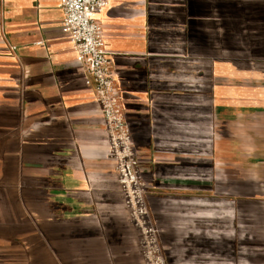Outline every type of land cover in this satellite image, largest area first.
<instances>
[{"label": "crops", "instance_id": "obj_1", "mask_svg": "<svg viewBox=\"0 0 264 264\" xmlns=\"http://www.w3.org/2000/svg\"><path fill=\"white\" fill-rule=\"evenodd\" d=\"M245 6L239 0H108L96 15L159 243V218L173 227L168 211L190 187L178 182L188 167L165 152L178 143L167 130L190 129L183 125L190 93L198 113L209 107L200 91V60L191 64L187 50L222 47L217 28L242 23ZM62 20L57 0H0V264H144L99 105L74 63ZM221 103L214 99L215 124L223 120ZM259 107L256 143L264 150V92L260 105L229 106V121L241 112L257 117ZM247 142L238 135L215 138L213 168L225 159L222 145L234 151L229 162L237 166V146Z\"/></svg>", "mask_w": 264, "mask_h": 264}, {"label": "rangeland", "instance_id": "obj_2", "mask_svg": "<svg viewBox=\"0 0 264 264\" xmlns=\"http://www.w3.org/2000/svg\"><path fill=\"white\" fill-rule=\"evenodd\" d=\"M239 1L246 5L242 10L248 17L245 22L225 23L217 28L214 36L222 47L187 50L191 64L200 60V91L210 108L198 113L197 97L190 93L189 117L183 124L190 129L178 134V130H167L176 134L168 137L178 143L165 152L188 167L189 172L179 176L178 182L190 187L176 195L179 201L168 211L174 216L173 227L165 223V217L159 218L165 264H264V150L256 143L262 138L261 107L257 117L244 118L245 113L241 112L243 116L238 120L234 117V121H229L232 104L248 106L262 102L264 0ZM215 98L226 108L222 110L223 120L217 124ZM177 121L172 120L171 124L177 126ZM237 135L239 140L248 141L237 146V166L229 162L234 151L222 145L225 159L213 168L215 138ZM145 201L150 212L146 185ZM244 237L250 238V242L241 244L238 239Z\"/></svg>", "mask_w": 264, "mask_h": 264}, {"label": "built area", "instance_id": "obj_3", "mask_svg": "<svg viewBox=\"0 0 264 264\" xmlns=\"http://www.w3.org/2000/svg\"><path fill=\"white\" fill-rule=\"evenodd\" d=\"M63 12L62 26L75 52L74 63L86 73L85 85L94 91L115 162L118 183L129 216L141 233L144 264H165L162 249L145 201V184L138 174V159L130 127L105 48L104 31L96 15L108 0H57Z\"/></svg>", "mask_w": 264, "mask_h": 264}]
</instances>
